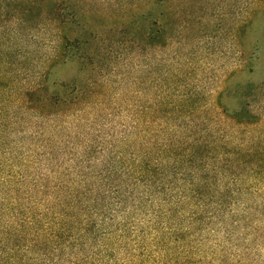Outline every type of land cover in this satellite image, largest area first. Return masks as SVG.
Here are the masks:
<instances>
[{
    "label": "trees",
    "instance_id": "16d2710c",
    "mask_svg": "<svg viewBox=\"0 0 264 264\" xmlns=\"http://www.w3.org/2000/svg\"><path fill=\"white\" fill-rule=\"evenodd\" d=\"M79 1L0 0V264H264V120L255 110L264 80L220 91L213 118L181 146L149 130L143 141L136 120L111 127L88 151V173L66 166L55 136L27 135V117L52 118L71 103L67 94L48 96L54 69H94L106 56L89 45L87 33L99 32L77 11ZM154 2L129 0L124 8L141 10L108 30L143 50L163 42ZM247 4L238 48L255 17L264 19V0ZM259 45L239 51L249 74ZM230 96L233 110L222 103Z\"/></svg>",
    "mask_w": 264,
    "mask_h": 264
},
{
    "label": "rangeland",
    "instance_id": "374dc122",
    "mask_svg": "<svg viewBox=\"0 0 264 264\" xmlns=\"http://www.w3.org/2000/svg\"><path fill=\"white\" fill-rule=\"evenodd\" d=\"M153 1L152 22L156 20V28L163 25L166 33L163 42L156 41L146 50L108 30L128 14L139 12L141 6L124 8L129 0L79 1L77 11L92 31L99 32L96 38L87 33L89 45L97 46L106 56L100 57L94 69L72 62L55 68L48 81V96L53 92L67 94L71 103L56 106L54 110L61 114L52 118L27 117L24 127L30 136H55L60 155L71 160L66 166L88 173V151L101 146L111 127L132 120H136L143 141L149 130L151 136L158 133V138L164 136L181 146L193 136L199 137L203 121L213 118L210 114L220 91L264 80L261 14L247 29L243 49L236 46L235 28L247 15L248 0H164L159 6ZM158 9L164 12L163 18ZM256 42L260 44L256 58L246 62L248 66L253 62L254 72L249 74L242 62L247 57L239 51L250 50ZM73 84L81 86L83 92H71L67 87ZM190 100L193 111L187 108ZM163 103L167 105L165 113ZM222 103L233 110L238 100L230 96ZM256 106L264 120V101ZM190 124L193 129H189ZM138 145L141 147V141Z\"/></svg>",
    "mask_w": 264,
    "mask_h": 264
}]
</instances>
